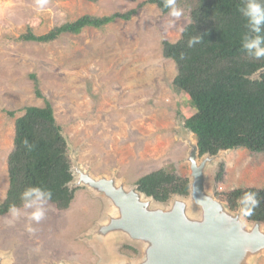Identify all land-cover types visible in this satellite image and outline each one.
Here are the masks:
<instances>
[{"label": "rangeland", "instance_id": "1", "mask_svg": "<svg viewBox=\"0 0 264 264\" xmlns=\"http://www.w3.org/2000/svg\"><path fill=\"white\" fill-rule=\"evenodd\" d=\"M146 1L47 0L40 9L37 0H0V203L9 186L15 121L25 107H44L45 100L69 142L73 167L78 164L90 177H116L118 184L132 187L158 170L191 176L196 137L185 121L196 110L174 86L176 64L163 56L162 42L180 38L198 4L186 9L183 3L176 20ZM135 8L139 11L130 20L116 19L102 29L87 27L49 43L22 39L28 30L44 35L86 15ZM32 75L44 99L35 94ZM209 166V192L229 213H239L244 188L258 189L264 200V152L224 151ZM222 166L223 181L217 182ZM79 184L71 206L62 211L48 202L39 224L30 220L31 209H22L15 220L0 216V264H111L142 255L129 240L97 235L119 212L104 195ZM243 221L251 228L257 220ZM244 263L264 264V250L248 252Z\"/></svg>", "mask_w": 264, "mask_h": 264}, {"label": "trees", "instance_id": "2", "mask_svg": "<svg viewBox=\"0 0 264 264\" xmlns=\"http://www.w3.org/2000/svg\"><path fill=\"white\" fill-rule=\"evenodd\" d=\"M146 2L156 5L165 14L170 11L164 7V0ZM193 2L198 5L191 11L190 22L180 38L176 42H162L163 56L176 64L173 84L190 97L196 110L186 119L185 125L196 137L200 156L239 148L264 152V74L259 79L250 78L264 68V58L251 59L241 48L245 36H264V25L259 34L251 31L240 11L246 0H177V6L182 8L184 3L187 9ZM138 11L139 8H135L106 17L86 15L44 35L38 36L28 30L22 39L49 43L63 34H79L87 27L102 29L116 19L130 20ZM193 36H199L200 43L189 47L188 41ZM32 79L35 94L44 99L38 79L35 75ZM23 111L15 121L13 149L7 160L9 186L0 203V216L8 214L9 205H21L20 194L29 186L51 190L53 195L49 203L58 210H67L77 189L68 186L73 176L67 142L53 106L45 100L44 107L27 106ZM8 114L14 116L15 112ZM24 140L34 145L31 151L25 148ZM223 174L224 166L216 176L217 182L223 181ZM135 185L140 192L163 203L174 194L189 195V179L165 170L142 176ZM242 191L257 192L260 197L256 188ZM251 217L264 221L263 199Z\"/></svg>", "mask_w": 264, "mask_h": 264}, {"label": "water", "instance_id": "3", "mask_svg": "<svg viewBox=\"0 0 264 264\" xmlns=\"http://www.w3.org/2000/svg\"><path fill=\"white\" fill-rule=\"evenodd\" d=\"M262 74L264 68L250 78L259 79ZM63 137L73 176L68 184L70 189H76L75 182L79 181V185L104 195L119 212L118 218L102 226L97 235L105 240H129L142 252L133 261L111 264H245L248 252L253 255L264 250L261 222L255 221L251 228L246 226L239 213H229L228 208L209 192L206 170L224 151L200 156L196 140L189 159V195L174 194L163 203L140 192L136 185L123 186L116 182V177L94 179L82 172L75 161L73 167L68 153L70 145ZM199 157L203 158L201 162ZM193 208L200 210L199 215Z\"/></svg>", "mask_w": 264, "mask_h": 264}, {"label": "clouds", "instance_id": "4", "mask_svg": "<svg viewBox=\"0 0 264 264\" xmlns=\"http://www.w3.org/2000/svg\"><path fill=\"white\" fill-rule=\"evenodd\" d=\"M47 0H37V7L43 9ZM164 7L168 8L169 15L179 20L183 14V10L177 6V0H164ZM242 15L246 17L251 26V31L259 34L261 32V25H264V0H246L245 6L240 9ZM200 43L199 36H193L188 41V46L192 47ZM264 36L256 35L249 38L245 36L242 41L241 48L246 51L247 55L254 60L264 58ZM25 148L31 151L34 145L29 144L27 140L23 141ZM52 192L49 189L40 186H29L20 194L21 205H9L8 214L15 220L22 214V209H31L29 218L35 223L39 224L46 217V205L52 199ZM261 199L257 192H245L240 198V218L254 215L255 210L260 206ZM29 231L35 229L29 228Z\"/></svg>", "mask_w": 264, "mask_h": 264}]
</instances>
